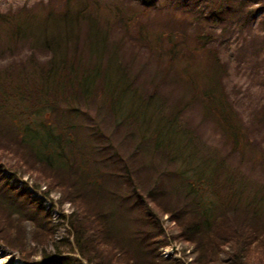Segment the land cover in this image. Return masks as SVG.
<instances>
[{
	"label": "rangeland",
	"instance_id": "1",
	"mask_svg": "<svg viewBox=\"0 0 264 264\" xmlns=\"http://www.w3.org/2000/svg\"><path fill=\"white\" fill-rule=\"evenodd\" d=\"M169 1H159L156 7L161 9H145L143 0H0V93L6 91L9 97L3 106L15 103L12 86L27 88L26 96L31 95V100L16 103L30 110L47 103L42 106L45 112L38 123L62 132L65 126H76L80 136L73 135L72 140L80 144L87 143L81 138L87 128H97L103 139L94 142L95 146L109 147L120 161L130 158L134 168H143V164L142 178L148 190L161 180L167 192L187 208L200 200L210 206L224 203L264 214V10L255 8L251 31L242 37L237 33L225 35L219 27L216 39L207 44L227 65L216 102L225 97L233 118L240 119L242 133L236 149L218 107L211 109L202 102V76L190 74V52L198 42L197 30L168 21L166 14L172 10ZM80 8L87 20H82L80 32L75 30L67 58L63 51L62 63L59 57L51 62V53L37 52L31 59L33 48L23 41L17 48L12 43L13 28L2 22L4 16L15 15L36 33L47 26L49 32L71 39L59 21L66 11L75 15ZM51 10L54 20L47 21ZM179 15L183 18L182 13ZM75 54L79 57L72 58ZM52 63L53 71L47 72ZM25 68L33 72L32 76L21 75ZM194 83L199 86L197 92L191 90ZM195 95L201 101H192ZM25 117L24 124L35 121L34 117ZM80 148L84 150V146ZM67 151L69 155L71 150ZM73 152L80 161L82 152L75 147ZM4 174L9 177L11 172ZM21 175L13 181L34 193L51 212L58 240L67 238L75 248L71 253L61 247L62 255L54 256L77 258L88 264L77 254L69 233L71 203L62 202L58 192L47 197L43 194L45 186L35 190L29 175ZM123 216L121 226L127 227L124 234L134 239L132 216ZM158 221L167 241L160 248L161 257L176 264H193L197 250L181 239L182 228L177 221L169 214L158 216ZM25 227V253L29 257L23 258L0 241V264H50L43 253L52 255L54 245H37L32 239L33 226L27 222ZM106 255L111 257L112 253ZM221 257L228 259L225 253Z\"/></svg>",
	"mask_w": 264,
	"mask_h": 264
},
{
	"label": "trees",
	"instance_id": "2",
	"mask_svg": "<svg viewBox=\"0 0 264 264\" xmlns=\"http://www.w3.org/2000/svg\"><path fill=\"white\" fill-rule=\"evenodd\" d=\"M159 1L143 0L141 4L145 9H161L159 5L156 7ZM169 3L172 10L166 15L170 23L197 30L198 46L190 52V74L202 76L200 82L203 79L205 87L202 102L211 109L218 107L219 116L226 123V134L238 149L237 141L242 133L240 119L233 118L225 97L216 102V93L220 94V89H223L221 81L222 76L227 74V65L221 61L217 50L207 44L216 39L219 27L225 35L237 33V37L251 31L255 11L264 10V0H170ZM52 11L47 21L54 20ZM83 12L82 8L75 15L66 11L60 18V27L66 30L65 33L70 32L71 39L49 32L47 26L36 33L30 25L20 23L15 15V20L4 16L2 22L13 28L15 36H12V43L17 48L20 41L33 48L31 59L37 52L43 55L51 53V62L59 57L62 63L63 51H66L67 58L68 44L75 30L80 32L79 28L87 20ZM170 13H175L176 17ZM179 13L183 14V18ZM53 43L59 45L51 48ZM75 56L78 55L72 58ZM53 66L52 63L47 72L51 73ZM32 74L26 68L21 71V75L26 77ZM193 89L197 92L198 84L194 83ZM13 90L15 94L13 97L10 94V97L15 103L11 107L3 106L9 98L6 97L7 92L0 93V241L18 251L23 258L27 259L30 255L25 253L28 251L25 226L29 222L34 229L33 242L39 246L53 244L56 249L52 255L43 253L46 262L83 264L77 258L54 256L62 255L61 247H67L71 253H75V248L67 238L58 240V229L51 212L34 193L27 186L19 188L13 181L18 175L28 174L35 190L45 186L44 195L49 197L50 193L58 192L62 202H70L73 206V212L68 217L69 233L74 238L77 254L88 264H176L160 255V248L167 244L158 221V216L163 214H169L174 222L177 221L182 228L181 239L195 246L197 257L193 264L230 261H233L232 264H264V214L260 211L224 203L210 206L200 200L187 208L167 192L161 180L148 190L142 178L143 164V168H134L130 158L120 161L114 152L111 154L109 147L98 149L95 146L94 142L103 139L97 128H87L88 132L81 136L86 144L75 143L72 136H80L76 126H65L62 132L54 126H44V122L38 123V118L45 112V108L41 110L42 106L47 103L32 110L21 107L16 100L22 103L28 98L31 100V95L26 96L27 88L12 86L11 92ZM192 101L201 100L195 95ZM25 116L29 119L34 117L36 123L32 120L24 124ZM19 119L21 122L17 121ZM74 129L76 134H73ZM80 146H84V150ZM74 147L82 152L80 161L73 152ZM67 148L71 150L69 155ZM6 171L11 172L9 177L4 174ZM127 214H134L130 221L136 227L134 239L125 235L127 227L121 226L123 215ZM109 253H112L111 257L106 255ZM222 253L228 255L226 261L222 259Z\"/></svg>",
	"mask_w": 264,
	"mask_h": 264
}]
</instances>
